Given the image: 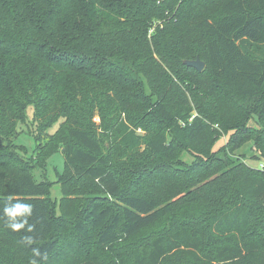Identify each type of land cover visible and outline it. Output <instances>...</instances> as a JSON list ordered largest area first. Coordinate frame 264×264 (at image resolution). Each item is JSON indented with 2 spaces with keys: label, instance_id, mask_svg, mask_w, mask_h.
I'll return each mask as SVG.
<instances>
[{
  "label": "trees",
  "instance_id": "16d2710c",
  "mask_svg": "<svg viewBox=\"0 0 264 264\" xmlns=\"http://www.w3.org/2000/svg\"><path fill=\"white\" fill-rule=\"evenodd\" d=\"M248 143L264 161V0H0V264H264ZM59 150L54 202L32 170Z\"/></svg>",
  "mask_w": 264,
  "mask_h": 264
},
{
  "label": "rangeland",
  "instance_id": "374dc122",
  "mask_svg": "<svg viewBox=\"0 0 264 264\" xmlns=\"http://www.w3.org/2000/svg\"><path fill=\"white\" fill-rule=\"evenodd\" d=\"M26 116H27V124L26 125H20L19 126V135L17 136L15 142L18 145H21L24 147V149L27 151V157L33 155V152L36 150V141H35V135L32 133L35 130V126L32 124V117H33V108L30 106L26 110ZM94 121L98 123V120L95 118ZM59 123L53 124L51 127H49L46 131L47 135L54 134V132L57 130ZM218 141L215 143L214 149L219 148L222 144L226 142L227 136H225L223 133H220ZM250 144H246V146L240 150L238 154L243 153L244 154V162L250 166L251 168H258L259 165L262 163L264 164V161L259 160L255 161L251 159L252 151L249 148ZM226 150H223L220 152L217 157L223 158L224 152ZM179 160H181L185 165H192L195 161V159L189 154V153H182L179 157ZM64 165V153L59 150L56 153L51 154L48 156L44 161V167H35L32 170L33 178L38 182L43 180L45 178L47 181L54 183L50 188V198L54 202H58V200L61 197L60 193V186L56 183L58 175L61 174L62 169ZM44 175V176H43ZM43 176V178H42Z\"/></svg>",
  "mask_w": 264,
  "mask_h": 264
},
{
  "label": "water",
  "instance_id": "95a60500",
  "mask_svg": "<svg viewBox=\"0 0 264 264\" xmlns=\"http://www.w3.org/2000/svg\"><path fill=\"white\" fill-rule=\"evenodd\" d=\"M183 65L193 68L198 72H201L204 69V63L198 58H196L195 60H185L183 61Z\"/></svg>",
  "mask_w": 264,
  "mask_h": 264
},
{
  "label": "built area",
  "instance_id": "2783aa9c",
  "mask_svg": "<svg viewBox=\"0 0 264 264\" xmlns=\"http://www.w3.org/2000/svg\"><path fill=\"white\" fill-rule=\"evenodd\" d=\"M258 169H260V170H264V164L261 163V164L259 165Z\"/></svg>",
  "mask_w": 264,
  "mask_h": 264
},
{
  "label": "clouds",
  "instance_id": "9594fccd",
  "mask_svg": "<svg viewBox=\"0 0 264 264\" xmlns=\"http://www.w3.org/2000/svg\"><path fill=\"white\" fill-rule=\"evenodd\" d=\"M14 227L19 228V227H21V225H14ZM29 243H31L30 240H29ZM37 254H38V253H37ZM33 264H35V262H33Z\"/></svg>",
  "mask_w": 264,
  "mask_h": 264
}]
</instances>
